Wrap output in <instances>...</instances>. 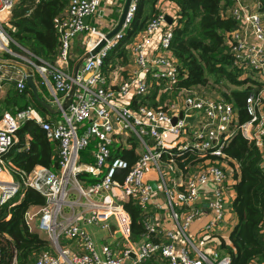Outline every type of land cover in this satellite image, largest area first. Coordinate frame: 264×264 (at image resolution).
Instances as JSON below:
<instances>
[{"label": "built area", "instance_id": "built-area-1", "mask_svg": "<svg viewBox=\"0 0 264 264\" xmlns=\"http://www.w3.org/2000/svg\"><path fill=\"white\" fill-rule=\"evenodd\" d=\"M15 1L0 0V51L10 52L33 65L40 84L47 89L48 101L62 114L61 118L49 120L37 108L27 106L0 115V205L17 194L23 196L22 186L32 187L45 196L43 205L25 215L29 229L45 234L54 247V251L39 252L35 264H142L153 258L159 264H230V257L221 254L218 248L228 213L225 170L218 163H204L211 159L207 157L183 172L176 164L162 161L161 155L172 154L173 147H191L200 155L208 153L215 157L213 160L229 162L223 148L239 129L256 140L264 166V86L246 97L249 119L242 124L238 123L233 104L215 93L212 96L187 93L157 105L141 103L135 107L130 103L132 96L146 94L151 84L137 74L140 70L167 81V86L158 89L156 100L179 77L169 50L172 28L163 27L164 10L148 20L142 36L131 44L136 69L117 84L108 85L101 69L102 60L122 37L136 0L131 2L122 29L95 54L84 58L75 78L69 65L73 39L84 32L87 51L104 36L105 32L90 22L102 0H69L64 17L58 20L60 46L54 65L36 64L11 51L9 44L13 39L1 12L11 8ZM231 13L240 21L227 34L234 61L243 69L254 70L264 81V18L256 4L248 5L242 0H235ZM86 15L89 19L85 23ZM162 28L158 51L148 50L152 36ZM119 70L121 66L117 64L115 71ZM12 79L19 90L24 88L23 70L0 63V91L4 90V80ZM72 83H75L72 99L62 108ZM122 96L125 101L120 99ZM193 114L195 117L187 122L185 118ZM27 119L37 123L49 140L58 142V169L36 165L26 173L7 159V153L17 142V130ZM128 131L141 147L135 148L139 155L131 163L122 156H112L110 147L118 142L119 135L129 136ZM91 140H95L94 161L80 163V150ZM126 143L132 146L131 142ZM118 169L126 170L122 178L116 176ZM82 170L98 179L83 182L78 176ZM149 171H154L155 176H148ZM151 181L157 184L155 190ZM207 181L215 188L198 191L199 184ZM70 193L77 198L69 200ZM129 198L154 207L143 216L144 232L138 238L132 236L131 215L123 206ZM81 199L84 202L80 209H75ZM64 206L72 210L65 214ZM204 215L207 219L193 229V222ZM60 237L69 243H60ZM11 264H17L15 255Z\"/></svg>", "mask_w": 264, "mask_h": 264}, {"label": "trees", "instance_id": "trees-1", "mask_svg": "<svg viewBox=\"0 0 264 264\" xmlns=\"http://www.w3.org/2000/svg\"><path fill=\"white\" fill-rule=\"evenodd\" d=\"M119 1L105 15L112 25L118 19L124 0ZM158 1L136 0L132 16L122 30V37L102 60L101 69L105 75L115 64L126 65L131 60L129 44L142 33L148 20L159 12ZM166 1L176 7L169 50L176 61L179 77L160 94V100H156L158 89L168 83L165 79L148 75L147 79L151 84L147 93L132 97V105H157L167 98L176 99L183 91L211 96L215 92L233 104L238 113V123H244L249 119L246 97L262 88L264 81L254 70L238 66L227 44V34L240 24L239 19L231 13L235 0ZM68 4L69 0H17L5 26L13 39L9 44L11 51L27 55L36 64L54 65L60 46L58 20L64 17ZM256 9L264 14V0H259ZM92 24L97 25L98 22L94 21ZM110 27L106 26L103 31L106 32ZM83 37L84 32L73 43L70 67H73L85 50ZM0 58L16 59L27 64L33 69L38 87H42L39 84V73L32 64L7 51H0ZM243 72L249 74L242 75ZM198 86L200 90H197ZM206 86L215 89L209 93L202 92ZM44 91L38 89V94L48 101L47 90ZM27 106L37 108L49 120H56L58 117L39 103L26 83L19 90L14 79L4 80V90L0 96V115L6 110L14 112ZM17 136V142L6 155L14 167L26 173L32 171L36 165L58 169V142L49 140L37 123L25 120L18 128ZM119 138L118 142H114L111 155L122 156L130 163L134 162L139 155L135 150L137 140L133 135L127 138L119 135ZM125 141L132 142V146H124ZM94 146L95 140H91L90 144L80 150V163H93ZM223 151L229 157L228 163L231 166L235 163L238 165L239 175L237 173L233 184L235 197L231 202L237 221L228 234L229 241L221 238L218 248L221 254L230 257V264H259L264 262V166L261 164V151L256 140L245 136L239 129L235 130ZM171 152L172 154H162L161 160L176 164L183 172L207 157L215 158L208 153L200 155V152L191 147H173ZM125 172V169H118L116 176L122 178ZM78 176L85 183L98 179L96 175L84 170ZM22 191L23 196L17 194L0 205V264H11L14 255L17 264H35L37 254L50 250L51 247L47 236L30 230L25 219L27 211L45 203V196L32 187L24 189L22 186ZM123 206L131 215L132 236L138 238L144 232L143 216L154 207L141 205L133 198L125 200ZM7 214L9 217H6Z\"/></svg>", "mask_w": 264, "mask_h": 264}, {"label": "crops", "instance_id": "crops-1", "mask_svg": "<svg viewBox=\"0 0 264 264\" xmlns=\"http://www.w3.org/2000/svg\"><path fill=\"white\" fill-rule=\"evenodd\" d=\"M243 3L245 4H256V6H258V3H259V0H242ZM120 1L119 0H102L101 3H100V6L98 8V12L94 14V17H95V21L99 23H102L106 26H111L113 27V25L111 24V21L110 20H107L105 15L106 14H109V12L112 10V7L116 4H118ZM123 4V2H122ZM122 4H121V7H122ZM157 6L159 7L160 10H164V13L165 15H169L171 17V21H172V24H170L168 21H164L163 22V27L167 28V27H173V25L175 24V19H176V7L174 6V4L172 3H169L167 2L166 0H159L158 3H157ZM121 10V8H120ZM263 18H264V14L261 13ZM119 16V15H118ZM91 18V17H90ZM117 21V20H116ZM91 22V21H90ZM110 27V28H111ZM163 30L160 29L158 31H156L154 33V35L152 36V41L151 43L148 45V50H152L154 52H157L158 51V41L160 39V36H161V31ZM78 36V35H77ZM76 36V37H77ZM142 35H138L137 38L141 37ZM76 37L73 39V42H72V46H73V43L74 41L76 40ZM85 36L83 37V44H85ZM72 48V47H71ZM85 51V50H84ZM119 64V63H117ZM114 65V67H112L108 73L106 74V83L108 85H112V84H117L118 82L121 81V78L122 77H127L134 69H136V64L133 60V56L131 55V60L126 64V65H123V64H119V66H121V70L119 71H115V67L116 65ZM73 70V69H72ZM138 75H140L141 77H146L147 78V74H146V71H143L140 70L138 73ZM40 79V78H39ZM35 80V78H34ZM36 84H37V81L35 80ZM40 84V82H39ZM42 87L39 88L38 85V89L45 92L44 89L45 86H43L42 84H40ZM47 90V89H46ZM3 92V90H2ZM190 91H188L189 93ZM185 93H187V91H185ZM215 92H213V95H214ZM135 95L137 94H134L132 97H134ZM47 98H49V95H48V92L46 94ZM217 97H219L217 94L215 95ZM122 101H125V96H122L120 98ZM132 103V98H131V102ZM209 162H213V163H218L219 165H221L223 167V169L225 170V173H226V180H225V199H226V203L227 201L229 200L230 203L232 202L233 198L235 197V190H234V187H233V184L235 183L236 181V177L237 176V173L239 175V170H238V165L237 164H234V166H231L227 160H213V159H206L204 161V163H209ZM84 202L83 199H81L79 201L80 205L78 206L77 209H80L81 207V204ZM36 208L32 209V211H36L35 210ZM38 218V216H37ZM37 218H36V221L34 223L37 222ZM207 219V216H201L200 218L196 219L193 224H192V228L193 229H196L198 226H200L205 220ZM237 219H236V216L234 214L233 211L227 213L226 215V218L223 222V239H225L226 241H229L228 239V234L230 232V230L232 229V227L234 226V224L236 223ZM227 223L230 224V228L227 229ZM37 231V230H36ZM38 232V231H37ZM40 233V232H39ZM42 234V233H40ZM142 264H159L158 263V260L157 258H153V259H150V260H147L145 262H143ZM259 264H264V262L262 263H259Z\"/></svg>", "mask_w": 264, "mask_h": 264}, {"label": "water", "instance_id": "water-1", "mask_svg": "<svg viewBox=\"0 0 264 264\" xmlns=\"http://www.w3.org/2000/svg\"><path fill=\"white\" fill-rule=\"evenodd\" d=\"M131 2H132V0H124L123 1L118 19H117L116 23L114 24V26L111 27L109 30H107L104 33V36L101 37L100 40L91 49L85 51L80 57L77 58V60L73 64V70H72V77L73 78H75L76 75L79 74L80 66H81L84 58L95 54L104 45V43L106 42L107 39L113 37L118 31H120L122 29L123 25L126 22V18L129 15ZM88 19H89V15H86L83 17V20L85 23L88 21ZM165 19L170 24L172 23L171 17L169 15H165ZM0 63H6V64L14 65V66L21 68L24 72L26 84L31 88L34 96L39 101V103L52 114H55L59 111V109L57 107H54L51 102L44 100L39 96L38 87H37V84L34 80L33 70L27 64H25L24 62H22L20 60L3 59V58H0ZM74 88H75V83H72L70 86V89H69L68 93L66 94L65 99L62 103V108H66L67 105L69 104V102L71 101L72 95L74 92ZM181 115L182 114L180 112L179 116H181ZM195 115L196 114H193L192 116H187L185 118L186 121L190 123L192 121V119L195 117ZM175 120H176V116H173L172 121L174 122ZM148 176L154 177L155 172L149 171ZM151 185H152V188L154 190L157 188V184L155 181H151ZM214 188H215V185L213 183L207 181V182L199 184L197 189L200 192H205V191H212Z\"/></svg>", "mask_w": 264, "mask_h": 264}, {"label": "rangeland", "instance_id": "rangeland-1", "mask_svg": "<svg viewBox=\"0 0 264 264\" xmlns=\"http://www.w3.org/2000/svg\"><path fill=\"white\" fill-rule=\"evenodd\" d=\"M17 1V0H16ZM15 1V2H16ZM14 2V3H15ZM12 8V7H11ZM11 8H8V9H5V10H3L2 12H1V16H2V18H4V19H6L5 20V26L8 24V21H9V18H10V14H11ZM120 11V10H119ZM90 21H91V23H93L94 21H95V17H94V15H92L91 16V18H90ZM97 27H100L102 30L106 27V25H104V24H102V23H99V24H97L96 25ZM79 34H81V33H78L77 35H79ZM133 42H131L130 44H129V48L131 49V44H132ZM71 51H72V48H71ZM19 55H21V54H19ZM22 57H24V58H29L27 55H21ZM249 73L248 72H246V73H244L243 75H248ZM197 88V90H200V87L198 86V87H196ZM215 88L214 87H211V86H206V87H204V90H201L202 92H204L205 91V93H209L211 90H214ZM188 92V91H187ZM1 93H2V91H0V96H1ZM187 93H185V92H182L180 95H178L177 97H183V96H185ZM57 114V118L56 119H58V118H61V116H62V114H61V112H57L56 113ZM129 132V131H128ZM130 133V135L132 136L133 135V133L130 131L129 132ZM121 138H122V136H120ZM124 137L125 138H127V134L126 135H124ZM135 137V136H134ZM136 138V137H135ZM137 139V138H136ZM132 143V142H131ZM115 145V143H113L110 147H111V149H112V147ZM123 145L124 146H128L127 145V143H126V141L123 143ZM135 147H138V149H140L141 147H140V145L138 144L137 146H135ZM161 166L163 167V168H167V166L165 165V164H163V163H161ZM75 198H77V195L76 194H73V193H70L69 195H68V199L69 200H73V199H75ZM226 205H227V207H228V211L229 212H231L232 211V209H231V203H230V201L228 200L227 201V203H226ZM78 206L79 205H77V206H75V209H77L78 208ZM38 208V207H37ZM36 208V209H37ZM72 210V208H70V207H68V206H64L63 208H62V212L63 213H65V214H67L69 211H71ZM34 224V222L32 223V225ZM227 229L228 228H230V224L229 223H227ZM35 231V230H34ZM43 234V233H42ZM65 241L66 240H64L62 237H60V243H65ZM66 243L68 244L69 242L68 241H66ZM54 248V247H53ZM52 248V246L50 247V251L52 250V251H54V249Z\"/></svg>", "mask_w": 264, "mask_h": 264}, {"label": "clouds", "instance_id": "clouds-1", "mask_svg": "<svg viewBox=\"0 0 264 264\" xmlns=\"http://www.w3.org/2000/svg\"><path fill=\"white\" fill-rule=\"evenodd\" d=\"M50 102V101H49Z\"/></svg>", "mask_w": 264, "mask_h": 264}]
</instances>
